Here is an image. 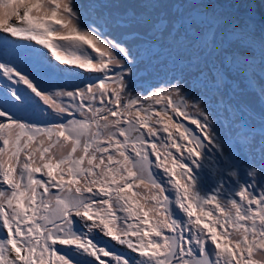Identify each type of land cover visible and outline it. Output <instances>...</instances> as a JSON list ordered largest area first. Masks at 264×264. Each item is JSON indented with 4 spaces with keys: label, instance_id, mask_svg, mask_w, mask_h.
Returning <instances> with one entry per match:
<instances>
[{
    "label": "snow or ice",
    "instance_id": "6c2138e0",
    "mask_svg": "<svg viewBox=\"0 0 264 264\" xmlns=\"http://www.w3.org/2000/svg\"><path fill=\"white\" fill-rule=\"evenodd\" d=\"M138 22L130 15L116 21ZM107 23L83 26L74 0H0L7 34L0 36V264H264V188L256 190L254 172L249 183L237 179L239 164L214 131L213 96L221 117L234 111L218 91L222 72H202L192 88L206 90L197 97L180 77L136 95L141 54L106 35ZM9 36L72 66L65 75H100L83 87L48 90L21 70L29 58L43 63L44 53L17 51ZM29 108L54 117L29 119ZM235 126L238 142L247 143L245 125ZM95 229L138 258L101 246ZM65 246L90 259L70 257Z\"/></svg>",
    "mask_w": 264,
    "mask_h": 264
},
{
    "label": "rangeland",
    "instance_id": "374dc122",
    "mask_svg": "<svg viewBox=\"0 0 264 264\" xmlns=\"http://www.w3.org/2000/svg\"><path fill=\"white\" fill-rule=\"evenodd\" d=\"M74 2L83 26L107 20L106 35L126 44L135 54H141V62L134 68L131 84L136 95L146 94L149 85L156 86L168 80L175 82L176 77L182 78L185 91L191 92L192 97L204 95L206 89H203V86L195 90L192 87L200 83L202 72L211 78L213 69H219L224 77L223 87L218 89L219 94L234 111L225 112L221 117L216 109V100L219 97L213 96L211 110L217 120L214 131L225 142V156L230 155L239 164L236 169L237 179L249 183L253 177L248 173L254 172L256 190L264 188V100L260 95V89L264 88V0H74ZM125 15L138 18L140 22L131 27L118 26L116 21ZM9 23H17L15 17H12ZM133 32L138 33L139 38L131 39L128 34ZM4 35L7 34L0 32V36ZM209 36L213 37L211 47L207 43ZM9 40L10 43L20 46L17 51L34 47L44 53V57L41 58L43 63L36 58H29L27 68L22 65L21 70L35 75L36 79L42 82V87L48 90H59L61 87L72 90L83 87L94 82L93 78L100 75L87 70H76L79 74L75 76L65 75L62 70L72 66L60 64L42 46L10 36ZM2 51L3 45L0 43V53ZM137 73L140 75L137 76ZM2 82L0 78V83ZM41 108L46 109L47 106L41 104ZM47 111L49 115L45 116L39 109L33 111L29 108L24 114L36 121H50L54 113L50 109ZM222 119L228 120L227 126L221 122ZM241 122L245 125L244 134L248 135L247 143L237 140L240 129L235 125ZM160 134L166 135L162 131ZM172 151L175 154V149ZM209 155L216 161L221 160L217 153ZM152 159L155 160V157ZM154 171L163 176L161 169ZM203 175L204 186L211 188L214 178H209L208 172ZM173 211L179 218H184L183 212L179 209L174 208ZM3 236L4 232L0 230V239ZM93 239L118 254L138 258L124 246L104 236L98 229L94 230ZM64 252L82 262L90 259L78 255L73 247L65 246Z\"/></svg>",
    "mask_w": 264,
    "mask_h": 264
},
{
    "label": "water",
    "instance_id": "95a60500",
    "mask_svg": "<svg viewBox=\"0 0 264 264\" xmlns=\"http://www.w3.org/2000/svg\"><path fill=\"white\" fill-rule=\"evenodd\" d=\"M188 127H191V128H194L192 125H190L189 123L187 122H184Z\"/></svg>",
    "mask_w": 264,
    "mask_h": 264
}]
</instances>
